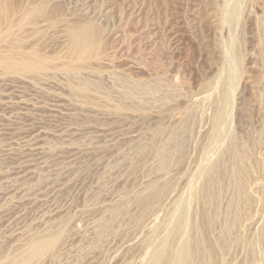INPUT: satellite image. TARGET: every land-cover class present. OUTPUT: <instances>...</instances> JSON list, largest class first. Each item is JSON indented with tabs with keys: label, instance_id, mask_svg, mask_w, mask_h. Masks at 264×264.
I'll return each mask as SVG.
<instances>
[{
	"label": "rangeland",
	"instance_id": "374dc122",
	"mask_svg": "<svg viewBox=\"0 0 264 264\" xmlns=\"http://www.w3.org/2000/svg\"><path fill=\"white\" fill-rule=\"evenodd\" d=\"M40 1L57 17H39L17 34L29 36L24 51L37 46L46 70L0 69V262L62 231L38 264H147L165 239L182 246L183 236L169 237L173 227L182 215L187 226L198 223L205 208L207 220L198 217L212 225L217 264H264V0ZM92 22L103 30L100 61L81 65L80 75L62 72L71 30ZM79 83L90 84L89 96L73 92ZM118 105L123 113L113 111ZM218 110L223 121L212 136ZM153 183L171 187L139 222L138 198ZM204 185L201 207L193 195Z\"/></svg>",
	"mask_w": 264,
	"mask_h": 264
},
{
	"label": "bare ground",
	"instance_id": "6f19581e",
	"mask_svg": "<svg viewBox=\"0 0 264 264\" xmlns=\"http://www.w3.org/2000/svg\"><path fill=\"white\" fill-rule=\"evenodd\" d=\"M23 1H25V0H0V69H1V71H3L4 73H21V75L22 74H25V75H28V74H35V73H42L43 71H45L46 70V63H47V59H46V61H44V60H42L41 59V56H43V54L41 55V56H39V51L37 50V46L35 47L36 48V50H37V52H36V50L34 51V50H30V51H28V53H27V51L25 52L24 51V48L26 47H24V44L26 43V40L29 38V36H28V38L26 39V38H24L23 36L21 37V35L19 36L18 34H17V32L19 31L20 33H22V32H25L26 30V28H28V26L30 25L31 26V24L34 22V20L35 19H37V18H39V17H45V19H49V17H52V16H54L55 15V10L54 9H56V8H50L49 7V5L46 3V1L44 2V3H42V1H40V0H38V1H40V3L39 4H41V5H39V4H35V2L34 1H36V0H26L27 1V4L28 3H31L30 5H28V6H25L24 5V3L25 2H23ZM215 2H218V1H215ZM221 2V1H220ZM219 2V3H220ZM33 3H34V5H33ZM38 3V2H37ZM46 3V4H45ZM222 3V2H221ZM220 3V4H221ZM26 4V5H27ZM50 4V3H49ZM214 5V8H213V10H214V12H215V14H216V10H219L220 9V5H218L217 3H213ZM229 4V3H228ZM237 4V3H236ZM37 5V6H36ZM230 5V7H231V4H229ZM241 5V4H240ZM223 6V5H222ZM233 6V5H232ZM230 7H229V9H230ZM238 7V6H237ZM244 7V6H243ZM224 8H225V6H224ZM232 9V8H231ZM234 9H235V6H234ZM239 9V8H238ZM237 9V10H238ZM141 10V9H140ZM140 10H136L134 13H137V14H139V12H140ZM227 10V9H226ZM240 10V9H239ZM238 10V11H239ZM133 11V10H132ZM222 11V10H221ZM224 11V10H223ZM241 11H243V10H241ZM120 12H122V10L120 11ZM218 12V11H217ZM225 12V11H224ZM235 12V11H234ZM222 13V12H221ZM230 13V12H229ZM231 13H232V11H231ZM237 13V12H236ZM236 13H234V15H233V17H235V15H236ZM244 13V12H243ZM214 14V13H213ZM214 14V15H215ZM218 14H220V13H218ZM238 14V13H237ZM240 14V13H239ZM245 14V13H244ZM131 15V14H130ZM217 15V14H216ZM228 15V14H227ZM231 15V14H230ZM229 16V15H228ZM227 16V17H228ZM239 16V15H238ZM54 17H57V16H54ZM215 18H216V16H214ZM232 17V16H231ZM218 18V17H217ZM47 19V20H48ZM51 19V18H50ZM49 19V21H51ZM54 20H55V18H53ZM52 19V21H54ZM233 19H235V18H233ZM40 20V19H39ZM216 20V19H215ZM220 20V19H219ZM232 21V20H231ZM237 21V20H236ZM214 22V21H213ZM50 23V22H49ZM231 23V22H230ZM240 23H242V22H240ZM48 24V23H47ZM88 24H90V25H87V23L86 24H83V25H81V23H79L78 25H81L80 27H78L77 29H74V31L73 30H71L70 29V27H69V29L72 31V33L69 35V37H71L70 39L72 40H69V41H71L69 44H70V46L68 45H66L67 47H69V48H66V52L65 53H67L68 55V57L67 58H70L71 59V61H69L68 63L66 62L65 64L63 63V64H61L62 65V67H61V69H62V72H64V73H66V74H73V73H79L80 71L81 72H83V66H81V65H83V64H85V63H87V62H89V61H91V60H99V59H101L100 57H101V52H100V50H101V41H100V39H101V37H102V32H103V30H102V28L101 27H99V25H96V24H94L93 25V22H92V24L91 23H88ZM34 25H37L36 23L35 24H32V28H33V26ZM233 25H235V24H233ZM70 26V25H69ZM30 27V28H31ZM55 27V26H54ZM35 28V27H34ZM52 29V28H51ZM232 29V28H231ZM25 30V31H24ZM70 30H66L67 32H69ZM22 31V32H21ZM34 31H35V29H34ZM33 31V32H34ZM240 31V30H239ZM37 32V31H36ZM26 33V32H25ZM29 33V32H28ZM229 33V32H228ZM33 34V33H32ZM36 34H38V33H36ZM35 33H34V35L35 36H37ZM40 34V33H39ZM227 35V34H226ZM33 37V39H35L36 37ZM25 37H26V35H25ZM69 37H67V38H69ZM237 37V36H236ZM239 37H242L241 35L239 36ZM26 39V40H25ZM31 37H30V41H31ZM37 39V38H36ZM103 39V38H102ZM28 40V41H29ZM30 41L28 42V43H30ZM34 41V40H33ZM36 41V40H35ZM32 42V41H31ZM33 44H35V43H33ZM39 46V45H38ZM224 47V46H223ZM30 48H31V46H30ZM32 48H33V46H32ZM4 49H6V50H4ZM26 50H28L27 48H25ZM67 49H68V51H67ZM64 52V51H63ZM61 54V53H60ZM232 54V53H231ZM62 55V54H61ZM66 55V54H65ZM241 55V54H240ZM236 56V61L237 60H241V56ZM48 56V55H47ZM51 56H53V55H51ZM50 56V57H51ZM57 57H59L58 55H56ZM70 56V57H69ZM56 57V58H57ZM61 57H63V56H61ZM43 58H44V56H43ZM54 58V57H53ZM52 58V59H53ZM45 59V58H44ZM59 59V58H58ZM61 59V58H60ZM104 59V58H103ZM54 60V59H53ZM67 60V59H66ZM55 61H57V60H55ZM100 61V60H99ZM53 62V61H52ZM62 62V61H61ZM60 62V63H61ZM103 62V61H102ZM240 62V61H239ZM238 62V63H239ZM242 62V61H241ZM57 63V62H56ZM52 64V63H51ZM74 64H77V65H74ZM78 64H79V66H78ZM236 64V63H235ZM50 65V64H49ZM86 65V64H85ZM84 65V66H85ZM238 65V64H237ZM51 66V65H50ZM53 66V65H52ZM230 66V65H229ZM242 66V65H241ZM56 67V66H55ZM59 67H60V65H59ZM95 67V66H94ZM227 67V66H226ZM233 67V66H232ZM52 68V67H51ZM54 68V67H53ZM85 68V67H84ZM91 69V68H90ZM48 70V69H47ZM51 70V69H50ZM60 72V71H59ZM81 72L79 73V75L81 74ZM224 72V71H223ZM241 74V73H240ZM15 75V74H14ZM17 75V74H16ZM64 75V74H63ZM75 76H77V75H75ZM241 80V79H240ZM82 82H83V80H82ZM86 82V81H85ZM87 82H89V81H87ZM94 82V81H93ZM90 85V84H89ZM87 83H79L78 85H76V86H72L71 88L73 89V92H75V93H78V94H80V95H82V97L83 98H85L87 95H88V93H89V91H91V89H90V86H89ZM93 85H94V83H93ZM234 86V85H233ZM207 88V87H206ZM234 89V88H233ZM222 93V92H221ZM89 96V95H88ZM228 96V95H227ZM108 97V96H107ZM110 97V96H109ZM89 98V97H88ZM213 98V97H212ZM215 98V97H214ZM224 98V97H223ZM91 99V98H90ZM228 99V98H227ZM87 100V99H86ZM221 100V99H220ZM219 100V101H220ZM213 101V100H212ZM216 101V100H215ZM214 101V102H215ZM222 101V100H221ZM223 101H224V99H223ZM87 102V101H86ZM107 102V101H106ZM90 103V102H89ZM223 103V102H222ZM109 104V103H108ZM120 104V103H119ZM150 104V103H149ZM164 104H166V103H164ZM212 104V103H211ZM216 104V103H215ZM218 104V103H217ZM144 105V104H143ZM163 105V104H162ZM177 105V104H176ZM218 105H220V103L218 104ZM223 105V104H222ZM142 106V105H141ZM180 106V105H179ZM98 107V106H97ZM169 107V106H168ZM138 108V107H137ZM141 108V107H140ZM143 108V107H142ZM173 108V107H172ZM224 108V107H223ZM113 109V111L115 112V113H123V111L125 110V108H124V106L122 105H118V106H115V107H113L112 108ZM135 110H136V108H135ZM140 110V109H139ZM145 110V109H144ZM223 110V109H222ZM221 110V111H222ZM162 111V110H161ZM165 111V110H164ZM175 111V110H174ZM219 112H220V110H218ZM229 111V110H228ZM169 112V111H168ZM163 113V112H162ZM166 114V113H165ZM227 114V113H226ZM123 115V114H122ZM167 115V114H166ZM171 115V114H170ZM196 115V114H195ZM147 116V115H146ZM169 116V115H168ZM207 116V115H206ZM212 116V115H211ZM217 116V115H216ZM215 116V117H216ZM210 117V116H209ZM182 118V117H181ZM184 118V117H183ZM182 120H184V119H182ZM195 120V119H194ZM162 121V120H161ZM191 121V120H190ZM193 121V120H192ZM191 121V122H192ZM211 121V120H210ZM221 121H223V116L221 115V112L219 113V115L216 117V119H215V122L213 123L214 124V133L215 134H213L212 136H216V132H218L219 131V127H220V124H221ZM188 122V121H187ZM195 122V121H194ZM175 123V122H174ZM196 123V122H195ZM160 124V123H159ZM178 124V123H177ZM176 124V125H177ZM180 124V123H179ZM188 124V123H187ZM190 124V123H189ZM189 124H188V126H189ZM192 124V123H191ZM198 124H199V122H198ZM164 125V124H163ZM175 125V126H176ZM185 125V124H184ZM191 127V126H190ZM201 127V126H200ZM226 127V126H225ZM163 128H164V126H163ZM163 128L161 127V131H160V133H162L164 130H163ZM171 128V127H170ZM187 128V127H186ZM155 129V128H154ZM173 129V128H172ZM184 129V128H183ZM156 130H157V132H156ZM155 130V133H159V129L157 128ZM169 131V130H168ZM187 131H188V129H187ZM205 131V130H204ZM212 131V132H213ZM153 132V131H152ZM222 132V130H220V132H219V134ZM154 133V135L155 136H157L156 134ZM166 133H168L167 132V130H166ZM175 133V132H174ZM177 133V132H176ZM181 133H183L184 134V132H181ZM227 133V132H226ZM164 134V133H163ZM170 134V133H169ZM190 134V133H189ZM208 134V133H207ZM219 134L217 133V137L219 136ZM223 134V133H222ZM159 135V134H158ZM179 135V134H178ZM224 135V134H223ZM168 136V135H167ZM190 136V135H189ZM192 136V135H191ZM194 136V135H193ZM211 136V137H212ZM154 137V136H153ZM180 137V136H179ZM216 137V138H217ZM155 138H157V137H155ZM176 138H178V137H176ZM191 138V137H190ZM193 138V137H192ZM220 138V137H219ZM172 139H174V138H172ZM171 139V140H172ZM179 139V138H178ZM177 139V140H178ZM187 139V138H186ZM235 139V138H234ZM149 140V139H148ZM169 140H170V138H169ZM209 140H211V139H209ZM212 140H213V138H212ZM212 140H211V143H212ZM153 141V140H152ZM155 141V140H154ZM239 141V140H238ZM147 142V141H146ZM150 142V141H149ZM172 142V141H171ZM180 142H182V141H180ZM180 142H179V144H180ZM207 142V141H206ZM236 142H237V140H236ZM235 142V143H236ZM141 143V142H140ZM185 143V142H184ZM174 144V143H173ZM173 144H171V145H173ZM176 144V143H175ZM174 144V145H175ZM203 144V143H202ZM240 144V143H239ZM143 145V144H142ZM145 145V144H144ZM209 145V144H208ZM232 145H234V144H232ZM231 145V146H232ZM183 146V145H182ZM187 146V145H186ZM235 146H236V144H235ZM240 146H242V145H240ZM239 146V147H240ZM136 147V146H135ZM140 147V146H139ZM146 150H147V152L149 153L150 151H154L155 152V148H154V144L152 145V143H151V145H149V147L148 146H143ZM171 147V146H170ZM200 147V146H199ZM234 147V146H233ZM237 148H238V146H236ZM141 148V147H140ZM158 148V147H157ZM169 148V147H168ZM173 148H175V146L173 147ZM186 148V147H185ZM207 148V147H206ZM208 148H209V146H208ZM229 148V147H228ZM131 149H132V147H131ZM135 149V148H134ZM137 149L140 151V149L137 147ZM177 149H178V147H177ZM205 149V148H204ZM230 149H231V147H230ZM235 149V148H234ZM174 149H172V151H173ZM178 150H180V149H178ZM207 150V149H206ZM209 150V149H208ZM232 150V149H231ZM230 150V151H231ZM236 150V149H235ZM240 150V149H239ZM239 150H237V151H239ZM135 151V150H134ZM133 151V152H134ZM143 151H144V149H143ZM143 151H142V148H141V153H143ZM177 151V150H176ZM234 151V150H233ZM132 152V153H133ZM138 154H139V152L138 151H136ZM163 152H165V151H163ZM162 152V153H163ZM203 152V151H202ZM201 152V153H202ZM129 153V152H128ZM127 153V154H128ZM132 153H131V155H132ZM162 153H160V154H162ZM173 153V152H172ZM204 153V152H203ZM207 153V152H206ZM235 153V152H234ZM239 153V152H238ZM238 153H237V155H238ZM126 154V155H127ZM171 154V153H170ZM182 154H183V152H182ZM130 155V154H129ZM129 155L127 156V157H129ZM137 155V154H136ZM146 154H144V156H145ZM149 155V154H148ZM175 155V154H174ZM184 155V154H183ZM240 155V154H239ZM238 155V156H239ZM124 156H125V153H124ZM143 156V155H142ZM143 156V157H144ZM159 156H161V155H159ZM238 156H236L237 158H238ZM131 157V156H130ZM165 157V156H164ZM170 157V156H169ZM231 157V156H230ZM148 158V157H147ZM167 158H168V155H167ZM173 158V157H172ZM243 158V157H242ZM129 159V158H128ZM156 159H157V157H156ZM159 159V158H158ZM179 159V158H178ZM233 159H235V158H233ZM239 159H240V156H239ZM143 160V159H142ZM165 160V159H164ZM167 160H169V159H167ZM172 160V159H171ZM175 160V159H174ZM182 160V159H181ZM128 162V161H127ZM131 162H132V160H131ZM160 162V161H159ZM166 162V161H165ZM173 162V161H172ZM240 162V161H239ZM130 163V162H129ZM175 163V162H174ZM173 163V164H174ZM235 163V162H234ZM216 164V163H215ZM239 164V163H238ZM154 165V164H153ZM161 165V164H160ZM176 165V164H175ZM144 166V165H143ZM152 166V165H151ZM182 166V165H181ZM217 166V165H216ZM215 166V167H216ZM179 167V166H178ZM234 167V166H233ZM151 168V167H150ZM160 168V167H159ZM167 168V167H166ZM218 168H219V166H218ZM238 168V167H237ZM142 169V168H141ZM152 169V168H151ZM164 169V168H163ZM214 169H216V168H214ZM220 169H222V168H220ZM228 169V168H227ZM230 169V168H229ZM231 170V169H230ZM218 171V170H217ZM236 172H238V171H236ZM235 172V173H236ZM205 173V172H204ZM212 173H214V172H212ZM219 174V173H218ZM234 174V173H233ZM208 175V174H207ZM216 175V174H215ZM220 175V174H219ZM218 175V176H219ZM236 175V174H235ZM240 175V174H239ZM167 176V175H166ZM209 176V175H208ZM210 176H213V174H211ZM170 177V176H169ZM232 177H233V175H232ZM168 178V177H167ZM215 178V177H214ZM217 178V177H216ZM215 178V179H216ZM219 178H220V176H219ZM205 179H207V178H205ZM214 179V180H215ZM241 179V178H240ZM213 180V179H212ZM220 180V179H219ZM233 180H235V179H232V181ZM208 181H210V183H211V180H209L208 179ZM218 181V180H217ZM223 181V180H222ZM221 181V182H222ZM150 182V181H149ZM166 182V181H165ZM168 182V181H167ZM206 182V181H205ZM213 182V181H212ZM220 182V183H221ZM235 182V181H234ZM240 182H242V181H240ZM163 183V182H162ZM204 183V182H203ZM202 183V184H203ZM229 183V182H228ZM165 185L163 186V187H159V186H157V184H150L149 186H147L148 188H147V194L146 195H144V196H138L139 198H138V203H140L141 205H139L140 207H142L141 209H140V213H139V222H144V220H146L147 218H148V216L151 214V213H153L152 211L154 210H156V208H158V206H160V204H159V202L161 201L160 199H162L161 197H163L169 190H170V187H171V185L169 184V183H164ZM233 184V183H232ZM242 184H244V183H242ZM209 185V184H208ZM213 185H216V187H218L217 186V184L215 183V184H213ZM221 185V184H220ZM235 185H237V184H235ZM245 185V184H244ZM161 186H162V184H161ZM201 186V185H200ZM200 186H199V188H200ZM224 186V185H223ZM241 186H243V185H240V187ZM202 187H203V185H202ZM209 187V186H208ZM211 187V186H210ZM221 187V186H220ZM245 188V187H244ZM201 190L203 189V188H200ZM206 188H205V185H204V190H199V191H197V189L195 190V192H197V193H195L194 195H193V197L195 198L196 197V199H197V201H196V199H195V201L197 202V204L199 203L200 205H201V207H204V205H205V203L206 204H208L207 202H206V200H205V197H204V191H206L205 190ZM214 189V188H213ZM218 189V188H217ZM240 189V188H239ZM246 189V188H245ZM172 190V189H171ZM216 190V189H215ZM214 190V191H215ZM130 191V190H129ZM213 191V190H212ZM127 192V191H126ZM131 192V191H130ZM132 192H133V190H132ZM137 193V192H136ZM210 193V192H209ZM216 193V192H215ZM246 193V192H245ZM127 194H128V192H127ZM134 195V194H133ZM138 195H139V193H138ZM246 195V194H245ZM125 196H127V195H125ZM132 196V195H131ZM206 196V195H205ZM211 196L212 195H210L209 197L211 198ZM214 196V195H213ZM249 196V195H248ZM164 197H166V196H164ZM178 197V196H177ZM130 198V197H129ZM128 198V199H129ZM132 198V197H131ZM207 198V197H206ZM239 199V198H238ZM158 200H160V201H158ZM179 200V199H178ZM215 200V199H214ZM243 200H244V198H243ZM135 201V200H134ZM177 201V200H176ZM251 201V200H250ZM118 202V201H117ZM116 202V203H117ZM165 202V201H164ZM180 202V201H179ZM192 202V201H191ZM190 202V203H191ZM195 202V203H196ZM119 203V202H118ZM127 203V202H126ZM161 203V202H160ZM175 203V202H174ZM209 203H210V201H209ZM245 203V202H244ZM120 204V203H119ZM128 204V203H127ZM127 204H125L126 206H127ZM130 204V203H129ZM118 205V204H117ZM123 205V204H122ZM170 205V204H169ZM173 205V204H172ZM176 205V204H175ZM241 205V204H240ZM125 206V207H126ZM162 206V205H161ZM207 206V205H206ZM210 206V205H209ZM115 207V206H114ZM117 207V206H116ZM115 207V208H116ZM123 207H124V205L121 207V210L117 207L116 209L118 210H120L118 213H122L121 211H123L122 209H123ZM124 207V208H125ZM131 207V206H130ZM138 207V206H137ZM185 207V206H184ZM129 208V207H128ZM133 208V207H132ZM163 208V207H162ZM186 208V207H185ZM198 208V207H197ZM237 208V207H236ZM116 209H115V212H116ZM159 209V208H158ZM160 209H161V207H160ZM194 209V208H193ZM200 209V208H199ZM198 209V210H199ZM207 209V208H206ZM241 209V208H240ZM126 210H127V208H126ZM126 210H125V212H126ZM129 210V209H128ZM127 210V211H128ZM177 210V209H176ZM179 210V209H178ZM198 210H196L197 212L196 213H198ZM201 210H203V213H201V215L203 216V217H201V218H204L205 220H207V218H208V212H206L205 211V208H203V209H201ZM239 210V209H238ZM243 210V209H242ZM241 210V211H242ZM107 211V210H106ZM200 211V210H199ZM241 211H240V213H241ZM129 212V211H128ZM151 212V213H150ZM163 212V211H162ZM237 212H239V211H237ZM236 212V213H237ZM102 213V212H101ZM117 213V212H116ZM123 213H124V211H123ZM150 213V214H149ZM156 213V212H155ZM194 213V212H193ZM196 213H194V217L195 216H197L196 215ZM211 213V212H210ZM210 213H209V215H210ZM235 213V212H234ZM239 213V214H240ZM175 214V213H174ZM181 214H183V213H181ZM181 214L179 215V216H181ZM189 214V213H188ZM243 213H241V215H242ZM113 215H115V214H113ZM132 215V214H131ZM155 215V214H154ZM160 215V214H159ZM164 215V214H163ZM169 215V214H168ZM177 215V214H176ZM200 215V214H199ZM198 215V216H199ZM200 215V216H201ZM212 215V214H211ZM236 215V214H235ZM116 216V215H115ZM122 215H120L119 217H121ZM130 216V215H129ZM166 216V215H165ZM172 216V215H171ZM178 216V217H179ZM188 216H190V215H188ZM197 216V218L200 220V221H205V220H201L199 217ZM123 217V216H122ZM121 217V218H122ZM177 217V216H176ZM107 218V217H106ZM108 218H110L109 216H108ZM115 218V217H114ZM138 218V217H137ZM156 218V217H155ZM239 218V217H238ZM164 219V218H163ZM195 219L196 218H194L193 219V221L194 222H197L198 221V219H196L197 221H195ZM241 219V218H240ZM112 220H113V218H112ZM166 220V219H165ZM235 220V219H234ZM103 221V220H102ZM114 221V220H113ZM116 221V220H115ZM118 221V220H117ZM125 221V220H124ZM186 221H188V219L186 218V216L185 215H182L179 219H178V221H177V223H176V225L172 228V226L170 227V228H172L170 231H171V236H169V234L167 235V237L169 236V237H172V238H174V239H178L179 238V240H180V238L183 236L184 237V242L183 243H181L182 244V246H180V244H179V248H176L175 249V246L173 247V244L172 243H169V238H167V239H165L164 240V242H163V244H162V246L164 245V247H162L161 245H158L159 247H156V248H154V249H152L151 251H149L148 252V263L147 264H217L216 263V256H215V253H216V249L218 248L217 246H216V244L215 243H213L212 242V240L209 238V235H207V230L208 229H212V225L210 226V228H209V224H205V223H207V221L204 223V222H202V223H200V221L198 222V223H191V225H189V226H187V224H186ZM105 222V221H104ZM108 222H110V224H111V221H108ZM120 222V221H119ZM135 222H136V220H135ZM138 222V221H137ZM156 222V221H155ZM161 222V221H160ZM176 222V221H175ZM175 222L173 223V224H175ZM69 223V222H68ZM147 223V222H146ZM64 224V223H63ZM67 224V223H66ZM105 224V223H104ZM113 224V223H112ZM111 224V225H112ZM154 224V223H153ZM190 224V223H189ZM214 224V223H213ZM110 225V226H111ZM142 225V224H141ZM103 226V225H102ZM101 226V227H102ZM105 226V229L108 227V228H110V226H109V224L108 223H106V225H104ZM121 226V225H120ZM156 226V225H155ZM163 226V225H162ZM214 226V225H213ZM114 227H115V225H114ZM232 227V226H231ZM61 228V227H60ZM63 228V227H62ZM112 228V227H111ZM104 229V228H103ZM115 229V228H114ZM137 229V228H136ZM169 229V228H168ZM102 230V229H101ZM126 230V229H125ZM153 230H154V228H153ZM153 230H151V231H153ZM167 230V229H166ZM213 230V229H212ZM111 231V230H110ZM116 231V230H115ZM118 231V230H117ZM132 231V230H131ZM150 231V233H149V236H148V238H146L145 239V242H149V241H153L152 239L154 238V235H155V232L154 231H156V228H155V230L153 231V232H151ZM209 231V230H208ZM97 232H99V231H97ZM101 233H102V231H101ZM108 233V232H107ZM113 232H111V234H112ZM128 233V232H127ZM133 233V232H132ZM211 233V232H210ZM64 234V233H63ZM159 234V233H158ZM99 235H100V233H99ZM98 235V236H99ZM105 235H107V234H105ZM137 235V234H136ZM185 235V236H184ZM97 236V238H99ZM125 236V235H124ZM106 237V236H105ZM132 237V236H131ZM183 237H182V239H183ZM61 238H63L62 237V231H58V232H55V233H49V234H47V235H44V236H41V237H39L38 239H34V241L32 240L31 241V243L29 244V246H28V248L27 249H25L22 253H20L19 255H17V256H13V257H9V258H7V259H4L3 261H1L0 262V264H38L42 259H44L45 258V256L47 255V254H50V252L51 251H53V250H56L57 248H58V246H59V244L61 243ZM65 238V237H64ZM94 238V237H93ZM101 238V237H100ZM126 238V237H125ZM143 238V237H142ZM104 239V238H103ZM107 239V238H106ZM171 239V238H170ZM212 239H213V237H212ZM240 239V238H239ZM239 239H237V240H239ZM160 240V239H159ZM144 241V240H143ZM155 241V240H154ZM213 241H215V240H213ZM240 241V240H239ZM99 242V241H98ZM160 242H162V241H159V244H160ZM172 242H174V240L172 241ZM216 242V241H215ZM143 243V242H142ZM157 243V242H156ZM152 244V243H151ZM177 244V245H178ZM96 245V244H95ZM148 244H146V246H147ZM160 246L162 247V248H160ZM60 248V247H59ZM146 248V247H145ZM152 248V247H151ZM133 249V248H132ZM96 250V249H95ZM127 250H129V249H127ZM135 250V249H134ZM145 251L147 252V250L145 249ZM57 252V251H56ZM60 253V252H59ZM51 254H52V252H51ZM174 255L176 256V259H175V257H174ZM49 256V255H48ZM50 258V257H49ZM57 258V257H56ZM134 260V259H133ZM136 261V260H135ZM140 262V261H139ZM142 262H144L145 263V261H142Z\"/></svg>",
	"mask_w": 264,
	"mask_h": 264
}]
</instances>
